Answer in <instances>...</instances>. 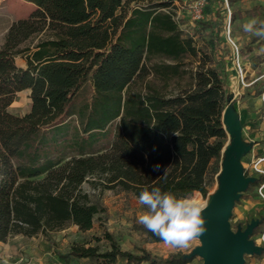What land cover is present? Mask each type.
I'll return each mask as SVG.
<instances>
[{"label":"trees","instance_id":"obj_1","mask_svg":"<svg viewBox=\"0 0 264 264\" xmlns=\"http://www.w3.org/2000/svg\"><path fill=\"white\" fill-rule=\"evenodd\" d=\"M29 1L36 8L10 26L0 48V241L71 226L93 229L105 208L83 188L86 182L137 198L146 186L207 198L210 167L224 157L228 139L222 115L235 50L223 36L228 17L222 10L234 8L235 0H218L212 13L211 53L184 36L170 10L175 0L148 7H132L136 0ZM189 57L199 62L194 68ZM187 74L191 80L183 86ZM88 81L90 108L76 123L71 105ZM23 91L32 105L14 114L10 106ZM104 237L105 251L75 242L62 254L51 245L60 257L100 264H187L195 257L135 253L111 232Z\"/></svg>","mask_w":264,"mask_h":264},{"label":"rangeland","instance_id":"obj_2","mask_svg":"<svg viewBox=\"0 0 264 264\" xmlns=\"http://www.w3.org/2000/svg\"><path fill=\"white\" fill-rule=\"evenodd\" d=\"M169 0H136L131 3L132 7H148L158 5ZM191 1L188 0L187 4ZM219 6L218 0H204L202 20H195L189 8H183L182 3L174 1L171 11L175 12L177 20L184 36L192 37L196 46L203 52L211 53L213 41L208 23L212 13ZM234 8L226 6L222 10L228 19L223 27V36L226 37L234 48L235 59L227 66L228 90L227 107H232L240 122L242 142L246 149L240 158L245 177L252 180L245 191L237 195L234 206L231 210L230 224L232 230H245L250 224L258 222L251 239L257 246L262 248L261 252L245 255V264H264V87L260 92L259 84L264 80V0H235ZM36 8L35 3L29 0H0V48L5 42L6 34L10 26L17 20L26 18ZM233 8V9H232ZM236 12L233 23L230 22L232 11ZM251 25V27H249ZM234 31V36L231 34ZM44 35L35 37L29 43H36ZM240 49V51H239ZM161 62L164 59L156 58ZM188 68H194L199 62L194 58L186 59ZM16 63L25 67V58L18 57ZM190 75L187 74L182 81L185 86L190 82ZM93 86L88 81L80 90L71 105V112L74 113L76 123L85 120L90 108L93 95ZM32 105L29 92H20L10 106L14 114L22 115ZM227 143L231 138L227 132ZM225 144V145H226ZM224 158V157H223ZM223 158L215 160L208 173V197L204 198L200 192L192 196L203 202H208L209 196L214 194L220 186V175L222 172ZM83 188L92 195V198L105 211L95 218L93 229L89 233H80L77 227L71 226L67 229L51 232L48 236H37L35 247L41 248V240L45 239L55 242L56 248L62 254H67L73 243H81L89 238L95 239V244L101 251L108 248V240L104 237L105 231H109L120 241L122 248L140 253L146 249L156 256H169L170 254L182 252L190 255L195 248L202 246V240L194 242L190 247L184 249L167 247L162 250L151 249L152 240L146 232V228L138 223V216L145 211L139 203L138 198L130 192L118 189H103L94 187L86 182ZM96 238H100L99 241ZM44 252V251H43ZM46 262L50 264H91L89 261L80 258L60 257L54 251L49 255L48 249L44 252ZM122 260V259H121ZM54 262V263H53ZM116 264H126L117 261ZM187 264H203V258L196 255Z\"/></svg>","mask_w":264,"mask_h":264},{"label":"water","instance_id":"obj_3","mask_svg":"<svg viewBox=\"0 0 264 264\" xmlns=\"http://www.w3.org/2000/svg\"><path fill=\"white\" fill-rule=\"evenodd\" d=\"M226 132H231V141L223 148V165L219 189L209 196L206 217L207 231L200 237L202 246L194 249L189 257L200 255L203 264H245L246 254H255L262 248L250 238L258 222L250 224L244 231L232 230L231 210L237 195L245 191L252 180H247L240 158L246 152L242 142L239 119L232 107L222 115Z\"/></svg>","mask_w":264,"mask_h":264},{"label":"clouds","instance_id":"obj_4","mask_svg":"<svg viewBox=\"0 0 264 264\" xmlns=\"http://www.w3.org/2000/svg\"><path fill=\"white\" fill-rule=\"evenodd\" d=\"M138 201L145 209L138 216V223L171 248H188L207 231L203 213L208 204L190 195L178 196L160 187L146 186Z\"/></svg>","mask_w":264,"mask_h":264},{"label":"crops","instance_id":"obj_5","mask_svg":"<svg viewBox=\"0 0 264 264\" xmlns=\"http://www.w3.org/2000/svg\"><path fill=\"white\" fill-rule=\"evenodd\" d=\"M80 233H89V231L87 232L80 231ZM37 239H38L37 237H27L22 234L15 235L9 238L6 242L0 241V252L6 258H9L12 261H16L19 264H50L46 262V258L44 257L45 256L44 252H46V249H48L49 255H52V251H54L50 247V242L46 241L45 239H42L40 243L41 248H37L35 247ZM94 242L95 241L92 238H89L81 243H86L87 245L95 246L96 244ZM118 243L121 246L120 241H118ZM152 243L153 244L151 246V249L156 248L157 250L159 249L162 250L168 247L163 241L162 242L152 241ZM123 250L130 251V249L128 248H124ZM70 258H74V257H70ZM81 259L87 260L91 264H100L98 261L91 259V258H81ZM57 261L59 264H62V262H60V259H57ZM118 261H120L121 263L128 264L127 260L125 259H122V260L119 259ZM54 264H57V263H54ZM131 264H134V263H131ZM141 264H148V262H142Z\"/></svg>","mask_w":264,"mask_h":264},{"label":"built area","instance_id":"obj_6","mask_svg":"<svg viewBox=\"0 0 264 264\" xmlns=\"http://www.w3.org/2000/svg\"><path fill=\"white\" fill-rule=\"evenodd\" d=\"M188 0H175L177 3H182L183 8H189V10L193 13V18L195 20H202L204 17L203 14V2L204 0H195L191 1L187 4ZM0 264H19L16 261H12L9 258H6L1 252H0Z\"/></svg>","mask_w":264,"mask_h":264},{"label":"bare ground","instance_id":"obj_7","mask_svg":"<svg viewBox=\"0 0 264 264\" xmlns=\"http://www.w3.org/2000/svg\"><path fill=\"white\" fill-rule=\"evenodd\" d=\"M228 134H229V136H230V138H231V132L228 131ZM196 200L200 201L199 199H196Z\"/></svg>","mask_w":264,"mask_h":264}]
</instances>
